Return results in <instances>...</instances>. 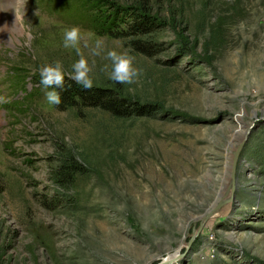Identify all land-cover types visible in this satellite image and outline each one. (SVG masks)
Segmentation results:
<instances>
[{"label":"rangeland","instance_id":"obj_1","mask_svg":"<svg viewBox=\"0 0 264 264\" xmlns=\"http://www.w3.org/2000/svg\"><path fill=\"white\" fill-rule=\"evenodd\" d=\"M143 1L0 3L17 35L0 34V264H264V0H147L154 53L123 21ZM73 26L94 84L114 83L108 51L135 58L141 75L119 86L153 113L46 106L40 69L72 71ZM71 155L80 167L63 187Z\"/></svg>","mask_w":264,"mask_h":264},{"label":"trees","instance_id":"obj_2","mask_svg":"<svg viewBox=\"0 0 264 264\" xmlns=\"http://www.w3.org/2000/svg\"><path fill=\"white\" fill-rule=\"evenodd\" d=\"M147 0L137 3V6H133L129 12L132 13L131 20L125 19V28L127 34H133L135 36L140 35L141 39L133 38V43L136 47L144 49L147 53H154L155 43L152 42V34L154 26L159 23L158 19L151 14L147 15V12H142L143 7H146ZM114 12L112 17H108L100 20V24L104 29L110 30V27L117 23L116 14L117 9H125L123 6L115 3L112 5ZM116 14V18H115ZM104 16V15H103ZM145 35H148L145 37ZM145 41H143L144 39ZM62 97V103L58 105L59 108H67L76 104H82L85 106H91L108 111L114 116H132V115H150L154 112L153 103L148 101H141L137 98H131L123 93L122 88L115 82L110 85H96L90 90H85L81 86H78L75 82L69 79H65L64 89H57ZM70 160H65L62 157L59 163V169L56 170V179L61 186L71 184L75 179V175L79 171V163H76L75 157L71 155Z\"/></svg>","mask_w":264,"mask_h":264},{"label":"clouds","instance_id":"obj_3","mask_svg":"<svg viewBox=\"0 0 264 264\" xmlns=\"http://www.w3.org/2000/svg\"><path fill=\"white\" fill-rule=\"evenodd\" d=\"M88 40L89 37L83 33L79 26L65 29L63 34V47L65 49H74L80 57L73 64L72 71L66 72L60 62H56L54 65H45L40 69V84L44 89H51L45 91V104L48 108L57 107L62 103L61 94L57 89H64L66 77L85 90H90L94 87V80L91 73L94 70L95 61L90 65L81 51L82 44L84 47H88ZM102 48L103 41L96 40L91 54L93 56L101 55ZM105 58L110 60L112 64V69L109 74L110 80L123 85H132L137 82L142 70L136 66L135 58L132 55L110 50L107 52ZM105 70H107V66H105ZM6 102L4 97H0V103Z\"/></svg>","mask_w":264,"mask_h":264},{"label":"bare ground","instance_id":"obj_4","mask_svg":"<svg viewBox=\"0 0 264 264\" xmlns=\"http://www.w3.org/2000/svg\"><path fill=\"white\" fill-rule=\"evenodd\" d=\"M7 7V6H6ZM19 13V12H18ZM17 12H11V14H18ZM10 14V13H9ZM8 34V35H6V36H8L10 39H14V41H16V39H17V35L15 34V32H14V30H13V26H12V24H8V22L6 21V11L5 10H2L1 12H0V34H2V35H4V34ZM5 36V35H4ZM4 40V39H3ZM249 128V127H248ZM248 130V129H247ZM247 130H246V132H247ZM246 132L244 133V135H243V137L246 135ZM243 137H242V139H243ZM242 139L240 140V142L239 143H241V141H242ZM239 143H238V145L235 147V149H234V152H233V154L236 152V149L238 148V146H239ZM232 163V162H231ZM235 175H236V172H235ZM236 183H237V176H235V181H231V185L229 184V186H228V188L230 187V193L228 194H225V195H227V196H225L224 198H221V202L220 203H224L225 202V200H226V198L228 199L232 194H231V190L236 186ZM216 203H218V201H216ZM216 207L214 206L213 207V209H215ZM207 217H205V219H206ZM204 219V220H205ZM203 223H204V221H203ZM202 223V224H203ZM196 233L197 232H195L194 233V235H196ZM167 262V260H165L162 264H164V263H166Z\"/></svg>","mask_w":264,"mask_h":264},{"label":"water","instance_id":"obj_5","mask_svg":"<svg viewBox=\"0 0 264 264\" xmlns=\"http://www.w3.org/2000/svg\"><path fill=\"white\" fill-rule=\"evenodd\" d=\"M242 146H243V141L239 144L238 148L236 149V152L233 154V157H232V163H231V181L232 182L235 181L236 164H237V159H238V156L241 152ZM219 204L220 203L218 202L215 207L217 208L219 206ZM215 209H213V211Z\"/></svg>","mask_w":264,"mask_h":264}]
</instances>
